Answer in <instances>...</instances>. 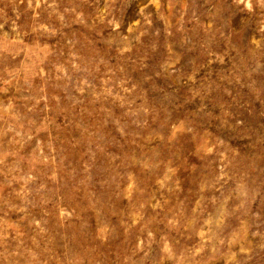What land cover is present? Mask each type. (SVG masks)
Wrapping results in <instances>:
<instances>
[{
  "label": "rangeland",
  "instance_id": "1",
  "mask_svg": "<svg viewBox=\"0 0 264 264\" xmlns=\"http://www.w3.org/2000/svg\"><path fill=\"white\" fill-rule=\"evenodd\" d=\"M0 264H264V0H0Z\"/></svg>",
  "mask_w": 264,
  "mask_h": 264
}]
</instances>
